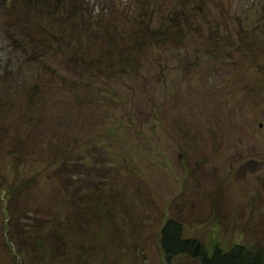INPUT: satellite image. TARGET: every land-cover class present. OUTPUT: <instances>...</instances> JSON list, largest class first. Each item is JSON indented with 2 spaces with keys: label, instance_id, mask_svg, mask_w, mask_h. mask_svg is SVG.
<instances>
[{
  "label": "rangeland",
  "instance_id": "obj_1",
  "mask_svg": "<svg viewBox=\"0 0 264 264\" xmlns=\"http://www.w3.org/2000/svg\"><path fill=\"white\" fill-rule=\"evenodd\" d=\"M183 5L0 0V264L264 251V0Z\"/></svg>",
  "mask_w": 264,
  "mask_h": 264
},
{
  "label": "trees",
  "instance_id": "obj_2",
  "mask_svg": "<svg viewBox=\"0 0 264 264\" xmlns=\"http://www.w3.org/2000/svg\"><path fill=\"white\" fill-rule=\"evenodd\" d=\"M74 1L75 0H28V2L32 5L42 3V7L45 8L44 12H47V7L51 9L58 8L59 5L65 7L66 4L70 5ZM193 1L194 0H182L185 5L190 4ZM51 3H55V5H51ZM185 5H183V7L174 9V13H171L162 20V24L166 25L167 23L164 22V20L166 21L167 19H170V17L176 22H179L180 19L184 18L185 14L187 13V9L185 10ZM12 39L15 42V38L12 37ZM34 44L36 46L39 45L37 42L32 43V45ZM142 46L144 45L138 42V47L140 48ZM35 55L36 53L33 52L34 57ZM160 236V247L164 253L167 264H170L171 261L177 256L182 255L199 259L202 264H264V251L262 249H250L241 244L235 245L229 251H226L221 247H216L214 253L209 255L206 247L199 239L189 238L186 236L185 226L177 219L171 218L166 221L161 229Z\"/></svg>",
  "mask_w": 264,
  "mask_h": 264
}]
</instances>
